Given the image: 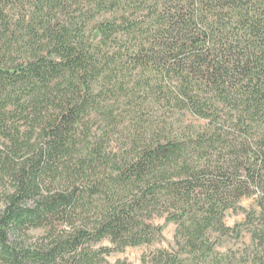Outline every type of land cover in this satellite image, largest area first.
Masks as SVG:
<instances>
[{
  "label": "trees",
  "instance_id": "1",
  "mask_svg": "<svg viewBox=\"0 0 264 264\" xmlns=\"http://www.w3.org/2000/svg\"><path fill=\"white\" fill-rule=\"evenodd\" d=\"M164 214L141 264H264V0H0V264H128Z\"/></svg>",
  "mask_w": 264,
  "mask_h": 264
},
{
  "label": "rangeland",
  "instance_id": "2",
  "mask_svg": "<svg viewBox=\"0 0 264 264\" xmlns=\"http://www.w3.org/2000/svg\"><path fill=\"white\" fill-rule=\"evenodd\" d=\"M17 16V15H16ZM17 19V18H15ZM14 19V20H15ZM186 122L191 121L195 124H205L204 120L200 119H189L186 118ZM258 195L254 194L251 197H246L241 199L237 204V209H230L226 212L225 222L229 227H235L239 225V236L235 234H230L229 236H224L221 239V244L217 246L220 252H225L229 249L237 250L239 248L245 247L251 242V235L249 228L246 224L248 215L253 210H258L257 204ZM152 223L157 226H163V238L156 241L150 245H142L138 247H127L124 251L113 252L107 256V261L109 263H115L116 261H126L128 264H141L142 257L158 249H168L171 250L175 246V233L177 229V224L175 222L167 221L166 214L156 216ZM44 233L43 229H34L31 231L33 236H40ZM104 245H109V242H104Z\"/></svg>",
  "mask_w": 264,
  "mask_h": 264
}]
</instances>
